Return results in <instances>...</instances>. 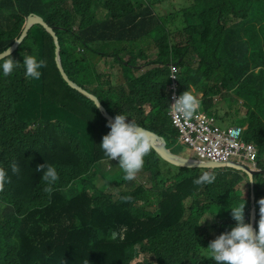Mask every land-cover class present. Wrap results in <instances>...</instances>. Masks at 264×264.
<instances>
[{"label":"trees","instance_id":"1","mask_svg":"<svg viewBox=\"0 0 264 264\" xmlns=\"http://www.w3.org/2000/svg\"><path fill=\"white\" fill-rule=\"evenodd\" d=\"M185 1L163 16L160 8L170 0H0V50L20 35L27 15L40 16L59 37L71 80L112 117L122 113L163 137L167 148L179 138L169 116L170 64H176L179 94H208L203 113L218 111L214 95L227 110L236 102V116L240 106L246 109L244 141L256 146L257 168L264 171V40L256 28L264 21V0ZM152 40L158 51L146 53L142 46ZM23 55L43 61L37 80L25 76ZM10 56L19 63L0 76V169L9 177L0 189V264H215L204 248L213 239L209 232H227L235 221L223 222L222 210L243 201L246 218L248 176L242 181L233 173L195 185L204 170L173 167L150 147L134 179L124 180L118 164L101 167L108 159L98 144L108 121L64 80L49 33L30 27ZM107 58L110 74L98 70ZM140 66L149 69L139 73ZM39 87L57 112L54 121L24 112ZM43 163L58 173L51 192L44 191L43 170H35ZM74 182L81 194L63 206V191ZM238 184L245 187L242 197L236 196ZM254 191L257 224L264 176L255 178Z\"/></svg>","mask_w":264,"mask_h":264},{"label":"clouds","instance_id":"2","mask_svg":"<svg viewBox=\"0 0 264 264\" xmlns=\"http://www.w3.org/2000/svg\"><path fill=\"white\" fill-rule=\"evenodd\" d=\"M43 22L45 23L44 20ZM44 30L46 31V29ZM15 41L17 43H20L19 40H15ZM18 63L19 62H16L11 58L6 48L0 50V76H7L10 73H12L14 67ZM22 65L24 67V74L26 77H30L32 79H38L40 77L41 75L40 69L43 67L42 60H37V58L33 55H23ZM170 84H171V80L168 85V91L170 92V112L172 111L175 114L178 122L181 119L185 122L191 121V119L198 114V110L201 107L199 99H197V97L194 96L188 90H185L180 94L178 91L179 95L175 97L174 102L172 103ZM178 89H179V85H178ZM214 108L215 110H218L215 106ZM226 111H224L225 112L224 114H227ZM207 116H211L213 118L211 123L209 122L208 124H206L207 127L209 128L217 127L220 130H227L229 128L240 129V136L238 137V140L246 144V142L244 141V132L246 130V127L243 126L220 127L216 122L217 119L212 115L202 114L199 117H207ZM125 117L128 116L120 113L115 115L111 121L106 122V126L109 129V131L101 137L100 143L98 145L100 149L103 151L104 155L107 157L108 161L118 162L117 164L119 165V168L122 170L123 173V179L126 181H130L134 179L136 173L142 168L144 164V157L150 150V143L146 135V132L144 131L145 129L143 130L142 127H139L132 119L126 121ZM171 124L175 128V126L172 123V119H171ZM187 135L195 136L193 132H189V131ZM185 144H188V146L193 151V148L191 147L189 142L185 141ZM230 162L231 161H229L226 164H229ZM232 162H236L238 164L244 165L253 171H261L258 170L257 168L258 158H257L256 169H253L251 164L243 163V161H240L238 159ZM200 163H211V162L200 160ZM213 164H217V163H213ZM226 164H222V165H226ZM9 168L11 170V173L13 174L18 173L19 171L18 165L15 162H12L9 165ZM35 170L37 172H41V170H43L41 179L44 182H46L47 185L44 191L51 192L52 186L58 180V173L55 167L51 164L43 163V164H38ZM192 170H200V169H192ZM211 171L214 170L211 169L204 170L203 173H201L198 177L193 179V183L195 185L212 184L215 181L216 176L214 173H211ZM8 178L9 177L7 173L4 170L0 169V189H3L4 185L8 181ZM247 181L254 182V186H255V178L253 181L252 175H248ZM251 196H252V184H251ZM122 199L128 200L131 199V197H122ZM257 203L259 205V219L257 221V224L255 220V225H254L255 229H253L252 225H250L251 208L249 209L246 218L243 219L244 201L242 203H237L234 207L230 208L231 217L235 221V223L229 226V230L227 232H221L214 239L209 241L207 247H204L205 249H207L206 257L211 258L215 264H264V198L258 199ZM255 204H256V200H255ZM212 216L213 215L208 217H212ZM256 218H257V206H256ZM230 220L231 218L225 219L223 222H227ZM247 220L249 221V224L246 223Z\"/></svg>","mask_w":264,"mask_h":264},{"label":"rangeland","instance_id":"3","mask_svg":"<svg viewBox=\"0 0 264 264\" xmlns=\"http://www.w3.org/2000/svg\"><path fill=\"white\" fill-rule=\"evenodd\" d=\"M175 2H177V4H175ZM185 3H186L185 0H177V1L176 0H172V1L170 0V2L163 5L160 8V10L163 13V16L168 14V13L174 14V11H176L178 9V6H183V5H185ZM234 21H236V20H234ZM232 22L233 21H230L229 24H231ZM256 28L259 31V35L264 40V21L261 24H256ZM122 44H125V43H122ZM142 48L144 49V51L146 53H150V54H154L155 52L158 51L157 50L158 47L153 40L151 41V43H146L145 45H143ZM124 57L126 58V56H124ZM196 60H197V58L195 56H193L191 58L192 63H195ZM143 61H144V59L140 60V62H143ZM112 63L113 62H112L111 58H107L106 62L101 60V61H99L100 68H98V70L100 72L110 74L111 70H112L111 69ZM138 68H139V66H138ZM140 68L141 69H140L139 73H142L143 71L149 69V68H144V66H140ZM113 72H115L114 75H118L116 70ZM113 81H114L115 85H119V83H120L119 78H117V77H113ZM40 90H41V88L39 87L38 97L32 101L31 108L30 107L24 108V112L27 114H32L34 112V110H36L38 113H40L42 115L41 117H43L47 120H50V121H54L55 119H57V112H55L53 107H51L52 106L51 103L42 99V97L40 96ZM212 100H213L215 107L218 109V111H215V112L212 111L213 113L211 112L210 114L209 113H207V114L214 116L217 119L216 122L218 123V125L220 127H228V126H243V127H245L244 126V120L242 118L246 112V109L244 107L240 106L239 115L236 116V107H238V106H236V102L233 106H231L230 110L226 111L227 108L225 107L224 104L219 102L221 99L218 96L212 97ZM141 101L142 100L137 97L135 102H134V105H136V106L139 105L141 103ZM217 102L219 104H216ZM154 103H156V102H154ZM144 109H145V111L150 110V108H145V107H144ZM224 111H226L227 114H226V116L221 117L225 113ZM63 112L65 113L66 111L63 110ZM199 116H201V115H199ZM175 145L176 146H174L171 142H169V148L168 149L174 155H177V157H180V158H183L186 160H192V161L200 162V160L196 157L195 153L191 150V148H189L185 144H182V142H180L179 140H178L177 144H175ZM230 163L231 164H238V163L232 162V161ZM110 164L115 165V164H117V162L110 161ZM101 167L102 168H108L109 164L104 163V165H102ZM112 170H114L113 166H112ZM211 173L215 174L216 179H218L224 175H230L233 173L239 174L240 180L244 181V179H245V177L243 176V173H241L239 171H235L233 169H229V168L217 169V170L211 171ZM100 174L102 176L101 172H100ZM85 176H87V175H85ZM106 176H108V174ZM99 178H100V176L98 178H96L95 181L97 182V180ZM101 182H103V179H102V181L98 180L97 183L100 184ZM138 183H140L139 180H138ZM144 184L149 185L146 182ZM118 187H119V185H117L116 188H118ZM244 189H245V187L243 184L236 185V196L242 197L245 193ZM80 192H81V187L79 185H77L76 182L70 184L68 187L65 188V191H63L64 199L62 201V205L65 206L68 203V201H70V199L75 198V197H79L81 194ZM188 202H189V200H187V203ZM150 210L152 211V213H154L156 208L153 206L150 208ZM213 211L215 213L216 212L220 213V209L214 208ZM222 212L223 213H221V214H222L223 218L229 219L231 217V213L229 211L222 210ZM204 217H208V215H205ZM209 234L212 236L213 239L215 238V233L209 232Z\"/></svg>","mask_w":264,"mask_h":264},{"label":"built area","instance_id":"4","mask_svg":"<svg viewBox=\"0 0 264 264\" xmlns=\"http://www.w3.org/2000/svg\"><path fill=\"white\" fill-rule=\"evenodd\" d=\"M179 69L175 64L170 66V90L172 103L176 96H178V81L177 75ZM172 123L179 128L183 134L185 141L189 142L193 151L200 160L226 164L229 161L236 159L249 163L253 169H256L257 164V148L253 144H244L238 137L240 136V129L229 128L227 130H220L217 127L209 128L206 125L195 126L191 121L185 122L182 119L178 122L175 114L171 111L169 113ZM200 123L204 124L203 117H200ZM211 123V121H210ZM188 131L193 132L195 136H188Z\"/></svg>","mask_w":264,"mask_h":264},{"label":"water","instance_id":"5","mask_svg":"<svg viewBox=\"0 0 264 264\" xmlns=\"http://www.w3.org/2000/svg\"><path fill=\"white\" fill-rule=\"evenodd\" d=\"M32 25H41L44 29H46L47 33L52 37L53 43H54V57L56 60L57 68L59 72H61L64 80L69 84L70 88L73 90H76L89 100H91L95 106L98 108V110L101 112L102 116L107 120L111 121L113 117L106 111V109L102 106L98 98L80 87L77 83L71 80L70 76L66 72L62 60V45L61 42H59V37H57L53 27H49L46 25V23L43 22V20L33 14L27 15L24 27L22 29V32L20 35L15 39L19 40L20 42L25 37L27 31ZM13 41L9 47L7 48L8 54H12V52L17 48L19 43L16 41ZM144 130V129H143ZM146 132V135L148 137L150 147L155 151V153L158 155V157L165 163L179 168V169H200V170H217V169H233L235 171H239L245 175H252V180L254 181V178L257 176H264V171H253L250 170L248 167L241 165V164H213V163H200L192 160H186L180 157H177V155H174L168 148L167 143L164 140V138L160 137L154 132H151L149 130H144ZM252 184V196H251V215H250V225H252L253 229H255V220H256V204H255V194H254V182H251Z\"/></svg>","mask_w":264,"mask_h":264},{"label":"crops","instance_id":"6","mask_svg":"<svg viewBox=\"0 0 264 264\" xmlns=\"http://www.w3.org/2000/svg\"><path fill=\"white\" fill-rule=\"evenodd\" d=\"M172 64H170V66H171ZM176 65V64H175ZM177 66V65H176ZM177 68H178V66H177ZM179 69V68H178ZM180 72H181V70L179 69V75H180ZM177 81H178V75H177ZM189 92H191L194 96H196L197 97V99H199V101H200V104H201V107H200V109L198 110V114L197 115H195L192 119H191V122L195 125V126H197V125H206V124H208L210 121L212 122V117L211 116H207V117H203V120L205 121V123L204 124H201L200 123V117L198 116V115H202V114H205V113H203L204 111H202V101L205 99V96H204V93L205 94H207L206 92H203V91H198V92H194V90H190ZM208 95V94H207ZM216 96H218V95H214V97H216ZM205 115H208V114H205ZM175 129H177L178 130V133H179V138H178V140L180 141V142H182V143H185V140H184V138H183V134L180 132V130H179V128H177V127H175ZM174 146H176V145H174ZM107 163L110 165V161H107ZM104 164V163H103ZM89 184V183H88ZM87 184V185H88Z\"/></svg>","mask_w":264,"mask_h":264}]
</instances>
